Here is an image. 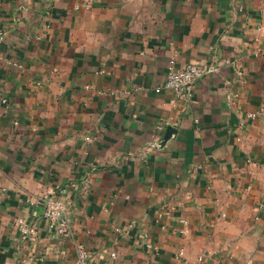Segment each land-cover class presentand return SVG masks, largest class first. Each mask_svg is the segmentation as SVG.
<instances>
[{"label":"crops","instance_id":"obj_1","mask_svg":"<svg viewBox=\"0 0 264 264\" xmlns=\"http://www.w3.org/2000/svg\"><path fill=\"white\" fill-rule=\"evenodd\" d=\"M0 35V264H264V0H0Z\"/></svg>","mask_w":264,"mask_h":264},{"label":"built area","instance_id":"obj_2","mask_svg":"<svg viewBox=\"0 0 264 264\" xmlns=\"http://www.w3.org/2000/svg\"><path fill=\"white\" fill-rule=\"evenodd\" d=\"M2 38L3 36L0 35V40ZM212 71H214V68H209L204 71L203 68L197 63H189L184 67L176 68L174 61L170 60L167 67L164 87L173 91L178 97H189L193 90L196 79L204 73H210ZM154 145L158 144L154 143ZM42 214L48 220V227L53 233L61 235H68L70 233V218L67 207L63 201L45 199V205L43 207ZM16 223L23 234L29 235L32 233L33 228L28 223H26L24 219L18 218ZM180 231L183 234L186 233L184 228ZM147 246L150 245L147 244ZM179 254L181 255L182 251H180ZM76 262L77 264H90L88 254L81 246L76 248Z\"/></svg>","mask_w":264,"mask_h":264},{"label":"water","instance_id":"obj_3","mask_svg":"<svg viewBox=\"0 0 264 264\" xmlns=\"http://www.w3.org/2000/svg\"><path fill=\"white\" fill-rule=\"evenodd\" d=\"M165 127H166V129H165V132L163 135V139L159 143L160 146L164 145L170 139L171 135L175 132V128L172 127L171 125H166Z\"/></svg>","mask_w":264,"mask_h":264}]
</instances>
